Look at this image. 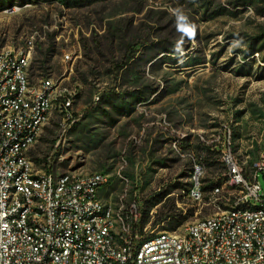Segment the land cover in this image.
Instances as JSON below:
<instances>
[{
  "label": "rangeland",
  "instance_id": "rangeland-1",
  "mask_svg": "<svg viewBox=\"0 0 264 264\" xmlns=\"http://www.w3.org/2000/svg\"><path fill=\"white\" fill-rule=\"evenodd\" d=\"M84 5L0 0V52L28 51L30 83L50 79L72 99L73 118L66 121L57 104L28 149L34 171L116 178L114 197L126 190L153 234H179L229 208L225 157L246 177L264 158V0ZM163 39L175 46L178 66L134 67L116 82L128 43ZM195 177L201 196L192 201ZM257 178L264 194V174Z\"/></svg>",
  "mask_w": 264,
  "mask_h": 264
},
{
  "label": "built area",
  "instance_id": "built-area-1",
  "mask_svg": "<svg viewBox=\"0 0 264 264\" xmlns=\"http://www.w3.org/2000/svg\"><path fill=\"white\" fill-rule=\"evenodd\" d=\"M29 64L28 51L0 52V264H264V194L257 178L264 158L251 163L246 177L225 157L229 208L218 207L179 234L140 229L137 201L126 190L114 197L116 178L34 171L27 151L55 106L66 121L73 115L72 99L52 80L30 83ZM194 182L188 196L197 201Z\"/></svg>",
  "mask_w": 264,
  "mask_h": 264
},
{
  "label": "trees",
  "instance_id": "trees-1",
  "mask_svg": "<svg viewBox=\"0 0 264 264\" xmlns=\"http://www.w3.org/2000/svg\"><path fill=\"white\" fill-rule=\"evenodd\" d=\"M85 0H71L72 4H78L79 6L84 5ZM144 47V48H143ZM174 45H170L167 40L163 39L162 41L157 40L155 43L149 42L148 40H133L131 43L126 45L125 52L122 56L116 59L115 66V80H123V77L131 76V69L135 70L136 68H142L148 64L150 68L169 65V66H178L182 59L174 49ZM143 48L142 51H140ZM199 65L196 63L195 66ZM113 73V72H110ZM121 75H118V74ZM118 96V95H116ZM125 102L122 101L121 105H124ZM126 109V107H125ZM125 110H123L124 112ZM122 113V111H121ZM204 149H200L199 160L203 162V165L208 163L211 166V159L203 153ZM180 223H177L176 226H179ZM143 227L142 221L140 224V229Z\"/></svg>",
  "mask_w": 264,
  "mask_h": 264
}]
</instances>
